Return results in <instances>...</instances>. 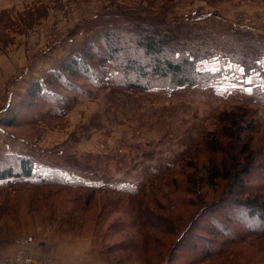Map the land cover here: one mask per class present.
I'll return each mask as SVG.
<instances>
[{
	"label": "rangeland",
	"instance_id": "374dc122",
	"mask_svg": "<svg viewBox=\"0 0 264 264\" xmlns=\"http://www.w3.org/2000/svg\"><path fill=\"white\" fill-rule=\"evenodd\" d=\"M115 11L264 38V0H0V168L34 167L31 181L0 180V264H264V223L224 209L228 181L188 184L207 163L204 136L237 106L261 119L251 146L264 156V100L245 90L264 94V67L243 77L204 60L218 83L132 91L107 83L105 61L90 81L48 83L72 57L97 68ZM260 172L251 183L264 188ZM220 207L240 221L226 239L206 229Z\"/></svg>",
	"mask_w": 264,
	"mask_h": 264
},
{
	"label": "trees",
	"instance_id": "16d2710c",
	"mask_svg": "<svg viewBox=\"0 0 264 264\" xmlns=\"http://www.w3.org/2000/svg\"><path fill=\"white\" fill-rule=\"evenodd\" d=\"M113 19L119 21L115 27L113 22H107L99 31L103 36L104 52L93 53L101 62L97 68H93L95 64L90 60L72 57L60 65L59 70L53 73L54 76L48 75L45 80L50 84L57 81L62 83L66 81L65 74L67 77L79 76L90 81L91 72H95V69L97 73L104 72L102 64L108 61L113 71L107 79L108 84L132 91H145L153 84L194 87L218 83L222 69L211 71L199 68V64L204 60L225 61L243 68L244 72L241 74L243 77L256 72L260 75V70L262 71L264 67V38L261 36L254 37L240 31L206 27L194 29L188 22L171 24L167 23L162 15L141 17L128 11L108 13L106 20ZM111 23L113 26L108 28L107 24ZM113 28L118 30L114 33ZM88 54L91 55L90 52ZM39 89V82H35L32 90L35 93ZM263 95L260 87L253 88L249 93L251 99L259 101L264 100ZM236 109L239 111L238 114L235 113ZM255 114V109L245 105L224 112L220 120L226 126L209 132L207 135L210 139L204 136V148L209 154L206 165L202 166L200 176L195 181L196 177H193L188 183L192 177L189 176L186 183L194 185L197 182L211 188L218 179L228 181L230 197L227 200L229 204H226L224 209L231 211L227 208L231 207L233 214L244 211L247 218L255 217L258 223L263 224L264 196L261 191L264 188L251 183L255 173L261 174L260 171L264 167L263 152L261 150L256 152L251 146L261 122ZM12 123L13 121L9 120L6 125ZM16 165L17 169L11 165L0 168V180L13 178L21 181L33 177L34 167L30 158H17ZM193 168L196 169L194 166ZM46 183L51 182L42 179L37 184ZM53 183L62 185L61 182ZM222 209L220 207L214 212L208 210L204 214L208 221L206 226L208 234L214 236L219 233L226 239L230 232L227 225L238 224L240 221L239 218H233L234 215L227 216ZM208 213H213L212 217H208ZM220 218L224 225L220 223ZM153 221L150 222L153 224Z\"/></svg>",
	"mask_w": 264,
	"mask_h": 264
},
{
	"label": "snow or ice",
	"instance_id": "6c2138e0",
	"mask_svg": "<svg viewBox=\"0 0 264 264\" xmlns=\"http://www.w3.org/2000/svg\"><path fill=\"white\" fill-rule=\"evenodd\" d=\"M229 67H231V66H229ZM217 71H219V69H217ZM237 71H239L241 74H243V72H244V69L243 68H237ZM246 83H251V81L250 80H248V81H246ZM246 91H251V89H245Z\"/></svg>",
	"mask_w": 264,
	"mask_h": 264
}]
</instances>
